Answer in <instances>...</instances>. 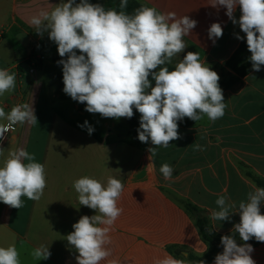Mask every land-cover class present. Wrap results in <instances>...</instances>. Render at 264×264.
I'll use <instances>...</instances> for the list:
<instances>
[{
    "label": "crops",
    "instance_id": "1",
    "mask_svg": "<svg viewBox=\"0 0 264 264\" xmlns=\"http://www.w3.org/2000/svg\"><path fill=\"white\" fill-rule=\"evenodd\" d=\"M134 1L196 20V27L184 37L186 54L198 52L201 60H205L219 77L221 68L246 38L239 25L229 20L226 9L211 7L210 0ZM60 2L0 0V61L4 62L7 45L15 62L22 56L20 62L8 65V70L18 72L22 69V63L35 55L41 43L46 51L57 53L56 44L49 39L48 33L39 35L28 21L40 10L51 11ZM234 15L238 20L239 8ZM212 23H220L223 28V35L215 44L208 37ZM13 30L18 37L14 39L17 48L7 44L3 49L8 31ZM237 36L244 39H237ZM170 65L175 67L176 64L172 60ZM17 77L21 75L18 73ZM50 91L49 83L44 80L39 87L32 85L25 94L16 97V104H32L35 113L40 105L45 106L50 114L46 132L38 134L33 131V125L28 124L10 139H0V148L5 149L0 167L9 152L23 148L35 154L36 161L42 163L46 171L47 186L39 201L23 197L24 206L20 209L0 202V247L14 244L21 264H77L78 253L68 244L66 236L74 230L72 225L81 216L97 214L79 205L73 182L82 176L96 178L105 184L112 176L124 184L118 202L123 212L111 227V243L107 246L112 251L108 259H116L119 264H155V260L165 254L184 259L185 251L207 252L208 245L199 233L196 217L186 209V203L199 207L210 219L212 211L218 210L215 203L218 196L226 195L230 202L237 204L246 200L247 193L255 185L246 175L247 171L264 178V66L259 72L251 70L240 84L223 93L227 107L222 118L212 122L204 116L187 128L179 121L181 138L171 141L167 148H158L151 160L148 149L155 146L150 140L142 143L135 137L134 141L126 137L125 151L121 153L111 147V129L103 135L97 132L89 135L74 123V117H59L54 109H62L69 96L60 98L52 94L51 98L59 101L49 104L46 96ZM33 96L35 99L31 103ZM75 110L82 112L78 104ZM194 143L204 150H195L191 146ZM164 163L173 166L170 180H165L159 171ZM239 221L238 213L231 214L229 221L210 219L212 230L218 235L233 233V226ZM40 245L49 247V259L36 261L31 256L32 250ZM172 246L182 248L183 253L171 252L169 247ZM252 247L255 264H264V242ZM101 264H108V261Z\"/></svg>",
    "mask_w": 264,
    "mask_h": 264
},
{
    "label": "clouds",
    "instance_id": "2",
    "mask_svg": "<svg viewBox=\"0 0 264 264\" xmlns=\"http://www.w3.org/2000/svg\"><path fill=\"white\" fill-rule=\"evenodd\" d=\"M127 5L128 0H120L118 11L90 0H61L51 11L42 9L31 16L28 23L41 36L47 32L57 45L59 56L66 57L57 63L62 65L63 92L72 100L103 118L130 119L134 109L140 113L138 140H150L155 146L148 149L151 160L158 148H167L171 141L181 138L179 121L187 117L196 122L207 116L215 122L225 115L227 104L218 73L201 60L198 52H187L173 70L166 66L184 52V37L196 27V20L145 5L128 13ZM209 5L217 10L225 8L229 20L246 34L252 70L259 72L264 66V0H210ZM237 8L238 20L234 15ZM222 35L221 24L212 23L208 37L213 44ZM15 87L16 74L0 69V96ZM24 123L37 124L32 104L14 105L7 113L0 107V139L15 125ZM78 126L87 128L89 135L94 132L87 121ZM191 146L204 150L199 144ZM159 171L165 180H170L173 166L164 163ZM46 186L45 166L36 161L35 154L23 148L8 153L0 167V202L20 209L24 206L23 197L39 201ZM73 187L79 205L97 213L81 216L66 236L78 253L77 264H101L105 260L119 264L116 259H108L112 251L107 246L111 243V227L123 212L118 206L124 191L122 180L109 176L105 184L82 176L73 182ZM215 203L218 210L212 211L210 219L229 221L231 214L238 213L240 221L234 224L233 235L221 237L223 251L215 256L214 264H255L251 256L254 249L247 242L253 238L264 242V187L253 185L246 200L238 204L230 202L226 195L218 196ZM235 234L245 243L238 244ZM31 256L36 261L47 260L51 252L48 246L40 245ZM184 257L165 254L155 264H205L203 260H188L186 254ZM0 264H21L14 244L0 247Z\"/></svg>",
    "mask_w": 264,
    "mask_h": 264
},
{
    "label": "rangeland",
    "instance_id": "3",
    "mask_svg": "<svg viewBox=\"0 0 264 264\" xmlns=\"http://www.w3.org/2000/svg\"><path fill=\"white\" fill-rule=\"evenodd\" d=\"M90 2L103 4L104 0H90ZM8 34V40L4 43L5 46L3 44V49H5L7 44H10L11 47L17 48V44L14 40L18 38L15 37L16 32L14 30L8 31ZM23 39L24 37L20 39V42H22ZM43 45L44 43H41L39 45L38 51L35 53V55H33V57H31L29 61L22 63V69H19L18 72H16L17 70L14 69L9 70L10 73L16 74V87L14 91L6 92L4 96L0 97V107H3L6 113L9 112L14 105H16V97L20 96L22 93L25 94L27 89L32 85L34 87H39L40 85H42L44 80H46L51 87V91L48 92V96H46L47 103L51 104V102L54 100L59 101L58 99L53 100L51 98L52 94H56L60 98L67 97V94H65L63 90L59 88V83L62 81V77H60L63 74L62 67L56 66L51 61L54 56L59 55L57 51V45L55 49L57 53H53L54 51H46V49L44 48L46 46ZM8 49L9 46L7 45L6 51L3 53L4 62L0 61V69H7L8 65L21 61L22 56H18L19 60L15 62ZM77 54H79V52ZM183 54L186 55V48L184 52L180 53L179 55L173 58L175 64L178 63L180 59L182 60V57L184 56ZM31 68L35 70L34 74L30 73ZM18 73L19 75H21L19 79L17 77ZM17 85H20L21 88L19 89ZM12 96H14V99H11ZM34 99V96L31 97L30 102H34ZM75 104L79 105V108H81L80 111L82 112H78L77 110H75ZM85 107V104H81L77 101H74L69 96V100L65 102L62 109H54V111L61 118L66 119L68 117H74V123H76L77 125H83L84 122L87 121L88 124L94 128V132H97L99 135L106 134L108 130L111 129V135L109 137L111 147H114V150H121V153H123L125 151L124 145L126 144L124 138L127 137V139H131L132 141H134V136L129 133V125L126 123L125 118H120L118 120L113 118H103L98 113L92 114L87 112L85 110ZM81 113H84V115H82ZM35 115L37 117V124L33 125V131L37 132L38 134H42L43 132L47 131V122L49 120L50 114L46 110L45 106L40 105L36 109ZM105 124H108L109 126H105ZM26 126H28L27 123L19 124V128L16 133H18L19 130L23 131ZM83 129L87 131V128ZM3 150L5 151V149ZM120 162L123 163L122 160ZM125 167H127V164L125 165Z\"/></svg>",
    "mask_w": 264,
    "mask_h": 264
},
{
    "label": "trees",
    "instance_id": "4",
    "mask_svg": "<svg viewBox=\"0 0 264 264\" xmlns=\"http://www.w3.org/2000/svg\"><path fill=\"white\" fill-rule=\"evenodd\" d=\"M120 0H104L103 4L106 9L108 8H114L116 10L119 9ZM141 4L134 1V0H128V5L126 11L128 13H133L134 10L138 7H140ZM251 56V53L248 51L246 38L241 42L238 49L234 52V54L231 56V58L226 62L225 66L221 68L220 72V82L219 85L223 90V93L236 85L240 84L250 71L252 70V65L249 60V57ZM61 59H66V57L61 58L59 55L54 56L52 58V62L59 67H62V65H59L57 62ZM169 70H173L174 66L167 64L166 65ZM62 77V81L59 83V88L63 90V74L60 76ZM151 79V77H150ZM152 84L154 85L155 82L152 81ZM134 115L132 118H125L126 123L129 125V133L135 137L137 141L138 140V129H139V122H140V113L136 111L135 109ZM198 121H192L185 117L181 121V126L187 128L195 125ZM140 142V141H139ZM246 175L255 183L257 187H264V178L259 177L255 175L251 171H247ZM186 209L191 212L196 217V225L199 230V233L203 239V241L208 245V251L203 254H196L191 251H185L187 253V259L193 262H198L199 260H203L205 264H211L214 262V258L217 254L222 253L223 246L221 245V237L223 235L215 234L212 230L210 219L207 215L204 214V211L200 209L199 207L195 206L194 204L188 202L186 203ZM261 213L264 214V206L261 208ZM233 235V233L228 234ZM235 238L238 244H243V242L238 234H235ZM253 246L259 245L261 242H257L254 238L248 241ZM169 250L175 254H182L183 250L182 248H177L175 246L169 247Z\"/></svg>",
    "mask_w": 264,
    "mask_h": 264
},
{
    "label": "built area",
    "instance_id": "5",
    "mask_svg": "<svg viewBox=\"0 0 264 264\" xmlns=\"http://www.w3.org/2000/svg\"><path fill=\"white\" fill-rule=\"evenodd\" d=\"M30 73H31V74H34V73H35V70H34L33 68H31V69H30ZM18 104H20V103H18ZM16 105H17V104H16ZM18 128H19V124L15 125L14 128H13L12 130H10V131H8L7 133H5V136H4L3 140H8V139H10L12 136H14V135L16 134Z\"/></svg>",
    "mask_w": 264,
    "mask_h": 264
}]
</instances>
